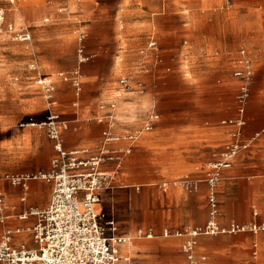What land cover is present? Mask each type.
<instances>
[{
	"label": "crops",
	"instance_id": "1",
	"mask_svg": "<svg viewBox=\"0 0 264 264\" xmlns=\"http://www.w3.org/2000/svg\"><path fill=\"white\" fill-rule=\"evenodd\" d=\"M44 1L31 0L36 4ZM93 2L98 6H94ZM68 4L80 7L81 16L85 19L99 15L107 18L102 23L103 27L97 28L99 23L83 22L81 29L88 32L87 51L94 55L90 62L95 61L104 49L119 47L113 55L114 64L120 71L115 80L101 88L97 104L93 107L82 105L86 99L82 81L83 91L77 104L74 103L77 99L74 92L69 110L63 109L60 89L72 86L58 80L57 110L70 122V129L65 133L68 148L95 146L101 141L104 127L96 121L100 114L101 96L116 86L120 75L135 68L140 60L139 50L151 37L158 41L156 57L152 54L147 61L150 69L144 77L147 94L128 95L127 98L132 99L137 108L147 106L156 99L161 119L134 144L131 154L127 155L114 175L111 187L102 193L99 212L105 214L106 221L112 219L111 216L116 219V234L133 237L130 247L123 248V252L131 255L135 264H142L140 256L147 247L157 249L145 252L152 257L148 264H168L167 258L172 254L169 248H178L182 258L179 262L185 264L183 238L164 237L163 231H185L207 222L209 202L206 179L210 163L233 140V126L222 123L225 116H221L222 104L217 97L212 99L215 106L204 105L193 88H211L216 95L224 88L223 92L233 88L232 70L241 48H232L239 30L251 39L253 52L250 49L248 52L253 61L256 62L257 58L264 62V0H68ZM17 14L21 16L20 9ZM119 21L123 26H118ZM58 32L63 36L70 35L67 31ZM104 60L105 57L100 58L99 63ZM197 65L203 68L202 72L197 70ZM82 72L88 81L98 76L90 70ZM228 75L229 80H226ZM132 104L121 102L118 110L123 119L121 124L135 125L133 113L127 112L132 110ZM235 115L234 96V112L224 119ZM89 131L92 136H88ZM74 132L78 134L74 136ZM261 140L262 143H259ZM50 163L51 160L46 168L0 170V173L33 174L47 170ZM114 169V163L104 165V170L108 172ZM258 176H264V134L236 158L231 168L224 171L218 184L219 222L224 226L232 221L241 225L253 223L261 229L256 233L243 231L200 237L197 251L208 255L209 264H264V189L258 186L261 181L264 188V180L251 178ZM237 177L242 180L237 181ZM34 181L43 182L48 189L46 203L38 205L42 207L48 203L51 184L30 180L27 183V201L22 206L13 204L17 211L35 205L32 200L42 195V192L37 194L33 190L44 189L34 186ZM242 181L248 187L236 189L237 183ZM0 188L7 189L8 193H12L9 189H25L8 182H2ZM125 200L128 209L137 208L139 211L134 226H130L129 219L116 217L118 203ZM2 229L3 226L0 233ZM139 229L152 231L155 235L151 238L137 236ZM145 240L150 241L142 244Z\"/></svg>",
	"mask_w": 264,
	"mask_h": 264
},
{
	"label": "built area",
	"instance_id": "2",
	"mask_svg": "<svg viewBox=\"0 0 264 264\" xmlns=\"http://www.w3.org/2000/svg\"><path fill=\"white\" fill-rule=\"evenodd\" d=\"M20 0H0L14 6ZM66 8H60L63 12ZM9 34L21 41H30L32 33L28 28L15 30L7 22L6 8L0 5V35ZM88 32L78 33V68L73 75L60 73L57 78L39 73L34 82L48 107V115L38 125L44 129L53 142L55 154L45 171L33 174L0 173V184L22 186V203L27 201L30 180H43L51 184V195L45 206L29 205L20 211L14 206L7 210V196L0 188V264H135L134 259L123 248L129 247L133 237L115 234L116 219L100 214L102 193L108 190L134 144L146 132L151 131L161 119L159 103L154 99L149 105L139 107L128 95L144 96L148 92L144 77L149 73L147 61L152 54L156 57L158 41L151 37L139 50L140 60L135 68L120 75L116 86L105 92L99 103L100 114L96 121L103 125L101 141L95 146L68 148L65 133L70 122L58 112L56 98L58 80L71 84L77 99L83 91L82 65L90 62L94 55L87 51ZM187 44V43H185ZM34 69L37 67L34 66ZM232 77L237 82L235 94L236 115L223 119L222 123L233 126L232 141L210 163L206 183L208 186L209 218L203 225L189 227L185 231L164 230V237L183 238L182 251L185 264H209L208 255L197 251L202 236L235 234L243 231L256 233L261 228L256 224L241 225L232 221L228 226L219 220L218 184L224 171L232 167L236 158L252 146L264 134V126L252 135H246L248 127L247 109L251 100V88L255 81L254 61L246 48H241L234 60ZM131 103L132 119L135 125L121 124L118 113L121 102ZM134 108V109H133ZM125 144L124 146H118ZM114 163L113 171L104 170V165ZM13 212V213H11ZM15 218L21 223L8 224ZM139 236L154 237V232L139 229ZM28 235V236H27ZM32 240L33 244L19 242Z\"/></svg>",
	"mask_w": 264,
	"mask_h": 264
},
{
	"label": "rangeland",
	"instance_id": "3",
	"mask_svg": "<svg viewBox=\"0 0 264 264\" xmlns=\"http://www.w3.org/2000/svg\"><path fill=\"white\" fill-rule=\"evenodd\" d=\"M92 4L98 6L96 2ZM0 5L6 8L7 22L12 24L15 30L28 28L32 33L30 41L18 40L15 36L7 33L0 35V170L46 168L54 154V148L44 129L32 124L44 120L48 115L47 103L39 94L34 80L39 73L52 75L55 78L60 73L73 75L78 68L77 38L82 24H84L83 22H87L86 24L90 22L99 23L97 27L99 28L104 26L102 23L106 22L107 18L99 15L97 18L85 19L81 16V8L70 6L68 0H45L41 4H36L31 2V0L25 1L23 5H19L21 16L17 14L14 6H9L6 3H0ZM60 8H66V10L60 12ZM121 9L119 8V10ZM118 26H123L121 21H119ZM57 29L70 32V35L63 36ZM242 47L252 51L249 35H246L243 30H239L236 34L235 46L232 49L236 50ZM118 48L116 47L114 50L104 49L95 61L86 63L84 67L82 65V70L85 69L86 72L90 70L98 75L91 81H88L84 75L81 77L85 86L84 97L86 98L82 103L83 107L96 106L101 88L104 85H109L110 81L115 80L120 74L118 67L114 64L115 55H113L115 50H119ZM102 57H105V60L99 63ZM255 60L256 77L251 88V100L247 109L248 127L246 128V135L248 136L264 126V62L259 61L257 58ZM34 66L37 69H34ZM195 67L202 72V67L199 65ZM186 68L184 71L187 70ZM225 78L229 80V75ZM194 79L196 80V78ZM231 82L233 88L230 87L223 92L224 88L217 95L212 92L211 88L196 87L197 89H193L197 90L195 94L205 103L204 105L215 106L212 99L217 97L222 104L221 109L223 112L221 116L226 118L234 112V96L237 92V82L234 79ZM62 90L60 89L62 103L64 104L62 106L63 109H68L74 97V89L69 87L65 89L66 91ZM77 134L78 132H74V136ZM88 136H92L91 131L88 132ZM259 143H262V140ZM251 178L264 180V176ZM236 179L237 181L242 180L240 177ZM259 183L260 189H264L261 186L263 185L261 181ZM33 185L37 188H44L33 189L38 192L37 194L42 192L41 196L32 200L33 204L35 206L45 204L48 191L46 189L47 185L41 181H34ZM246 187L248 185H245V182L243 183L242 181L237 183L236 189H246ZM4 190L8 202L7 210L11 211L13 204L16 203L20 206L23 205L20 200L23 189H9L12 193H8L7 189ZM117 209L116 217L129 219L130 226L135 225L139 216L137 208L128 209L125 200L118 203ZM14 222H17L15 218L8 219V224ZM17 224L24 223L18 221ZM150 240H145V243L142 242V244H146ZM19 242L33 244L32 240L29 239H20ZM150 250L156 251L157 249L156 247H147L142 250L143 253L140 256L142 264H148V261L152 259V257L148 256V253H145ZM169 252L172 254L167 258L168 264H180L182 258L178 248H169ZM133 255L136 256L137 254L133 253Z\"/></svg>",
	"mask_w": 264,
	"mask_h": 264
},
{
	"label": "bare ground",
	"instance_id": "4",
	"mask_svg": "<svg viewBox=\"0 0 264 264\" xmlns=\"http://www.w3.org/2000/svg\"><path fill=\"white\" fill-rule=\"evenodd\" d=\"M24 1H26V0H20V1H18V2H16V4L14 5V8H15V10L16 11H18L19 10V5L22 3V2H24ZM107 220V219H106ZM117 224H115V234L118 232L117 231V226H116ZM117 231V232H116ZM139 231V230H138ZM138 231H137V236H139V233H138ZM117 235V234H116ZM131 245V244H130ZM130 247V246H129Z\"/></svg>",
	"mask_w": 264,
	"mask_h": 264
}]
</instances>
